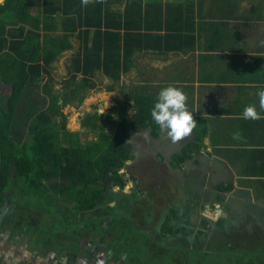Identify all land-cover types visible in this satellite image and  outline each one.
I'll list each match as a JSON object with an SVG mask.
<instances>
[{"label": "trees", "instance_id": "obj_1", "mask_svg": "<svg viewBox=\"0 0 264 264\" xmlns=\"http://www.w3.org/2000/svg\"><path fill=\"white\" fill-rule=\"evenodd\" d=\"M142 5L143 0H104L87 7L82 6L81 0H4L0 5V86L6 85L4 96L0 93V185L4 186V192L8 188H20L29 200L38 199L35 203L44 212L57 213V216L63 212H56L50 200L62 197L68 206L66 221H73L78 215L87 216L103 206L113 188H120L118 195H124L127 181L120 171L136 159L127 143L129 133L150 129L157 138L161 131L151 118L154 99L132 92L124 100H116L108 114L86 113L81 126L95 135L96 140L84 144L79 133L68 129V115L62 110L71 105L80 106L88 93L102 90V81L96 80L98 76L112 81L104 89L114 92L122 76L129 72L138 51L150 47L154 51L170 50L173 4L168 1L157 18L147 9L143 10ZM162 28L169 33L165 37L160 35ZM73 38L79 41L77 48ZM155 40L162 42L153 48L150 42ZM65 52H70L69 76L61 82L62 91L55 92L51 69L53 62ZM190 148L189 145L174 155L171 164L177 168L182 166L191 158ZM52 180L56 181L49 184L51 193L44 192V182ZM141 185L138 181L137 186ZM187 187H183L184 194L175 192L174 196H185ZM231 188L232 185L220 186L223 192ZM13 197L15 200L16 195ZM130 198H124L125 214L113 217L126 230L123 232L121 228L118 239L114 236L118 244L123 240L121 234L135 230L134 218L129 215L133 211L128 206ZM179 200L173 201L179 210L190 207ZM170 221L173 218L166 217L162 227L164 235L179 232H173ZM85 222H69L70 228L78 229ZM225 228L222 219L211 228L208 239L212 245L208 246L209 253L204 259H195L202 253L192 249L183 256L182 262L189 261L188 256L192 255L188 264H240L236 260L240 255V261L247 264H264V255L252 253L250 245L246 244L243 250L238 243L229 242ZM221 246L225 249L219 250ZM224 254L233 262L224 260Z\"/></svg>", "mask_w": 264, "mask_h": 264}, {"label": "crops", "instance_id": "obj_2", "mask_svg": "<svg viewBox=\"0 0 264 264\" xmlns=\"http://www.w3.org/2000/svg\"><path fill=\"white\" fill-rule=\"evenodd\" d=\"M168 1L173 4L170 50L150 47L135 53L116 90L123 86L124 99L137 92L156 103L162 88H181L198 127L186 141L175 143V155L192 146L190 155L199 159L198 165L203 167L199 171L205 176L232 174L240 188L264 201V119L242 117L246 106L258 107L257 92L264 89V0H143L142 8L157 18ZM168 34L164 29L160 32L164 37ZM160 42L150 43L154 48ZM101 81L106 83L104 88L112 83L107 78ZM4 86H0L2 94ZM116 90L108 94L115 95ZM237 131L242 140L232 138ZM143 132H130L129 136ZM149 132L153 140L166 135L160 131L154 138ZM203 159L204 166L200 164ZM229 185L230 191L237 189L236 183ZM3 187L0 185V264H113L112 256L90 239L92 235L88 240L83 230L66 233L59 228L56 235L43 236L48 244L36 245L33 227L37 220L32 216L39 205H29L28 214L18 217L20 201L13 197L18 188L4 192ZM22 200L33 203L29 198Z\"/></svg>", "mask_w": 264, "mask_h": 264}, {"label": "rangeland", "instance_id": "obj_3", "mask_svg": "<svg viewBox=\"0 0 264 264\" xmlns=\"http://www.w3.org/2000/svg\"><path fill=\"white\" fill-rule=\"evenodd\" d=\"M72 42L74 47L79 46V41L75 38ZM40 43L42 44V39ZM69 53L65 52L64 55L53 62L51 76L55 82V92L62 91L61 82L69 76L67 71ZM45 77L47 80L48 77ZM101 78L98 76L96 80L101 82ZM45 79H43V83L46 81ZM101 84L102 91L88 93L83 104L80 106H67L62 110L65 115H68V129L79 133L82 144L89 140H96L95 135L85 131L81 126V120L85 114L88 112L108 114L110 108L116 104V100L124 99L123 90L119 86L116 94L110 95L104 89L106 83L102 82ZM19 112L24 114L23 109H20ZM129 142L132 144L131 149L136 159L128 162L120 171L127 181L123 191L124 195H118L120 188H113L106 195L103 206L96 208L87 216L78 215L75 219L81 224L85 220L91 219L89 222L77 227V230H83L86 237L88 236V240L89 235H92L90 239L97 241L95 243H99L101 250L104 252L102 249L104 248L112 256L113 259L110 260V263L188 264L190 262L189 257L192 255L188 256L189 261L182 262V259L192 249L199 250L202 253L198 256L199 258L195 259H204L209 253L208 246L212 245L208 239L211 237L210 230L211 228L214 229V224L219 219L225 222V227H227L225 229L229 233V242L238 243L237 245L240 248L243 247V250L250 245L252 253L264 255V201L256 197L253 192L240 188V181L234 175L226 173L212 175L211 177L205 176L202 171H199V168L200 170L203 169L198 165L199 159L195 160L192 157L178 168L173 166L175 164L172 165L171 161L175 155V143L167 135H165V138L160 137L153 140L149 130H147L142 134L130 135L127 139L128 144ZM205 160L201 161L202 166H204ZM55 181H45L43 191L50 194L49 184ZM138 181L142 182L141 186H137ZM230 183H236L237 185L234 192H223L219 189V185H229ZM185 186H188L185 189L187 193L185 196H174L175 192V194L178 192L184 194L183 187ZM173 188L174 190L171 192ZM221 193L223 194L222 202L217 201V199H220ZM25 194L20 188L16 190L15 200L20 201L16 211L18 217H23L24 212L28 210L26 207L29 205L35 207V202L38 203L36 198L31 199L29 202H33L31 204L24 202L23 197L28 198ZM125 197H132L130 198L132 201L128 206L133 207V211L129 215L134 218L133 229L135 230H129L126 235L121 234L123 240L118 244L116 238L118 239L120 230L123 229V232L126 230L123 224L114 220V218L118 213L125 214L123 212ZM38 198L41 197L38 196ZM175 198L180 199L179 201H183L185 204H190V207L182 211L179 210L173 203ZM63 200L62 197L50 200L56 212H63V215H58L59 217L57 213L48 214L44 212L40 205V209L33 211L34 215L32 217L37 220V224L33 227V231L37 234L36 245L48 244L46 240H43V236L46 234L56 235L59 228L66 233L71 230L72 223L69 222L75 220L69 219V221H66L65 216H68L66 207L68 206ZM30 211L29 213H31ZM174 213L177 215L176 217H174ZM241 213L244 215H240ZM168 216L173 218V221L169 223L173 232L178 230L179 232L164 235L162 227ZM50 218L53 221H50ZM56 219H58V223L62 222L58 224L55 222ZM180 229L184 230L180 232ZM227 244L228 242H226ZM222 249H225V246H221L219 250ZM227 257L228 254L222 255V258L227 259L226 261L229 262L230 260ZM236 260L240 264H247L246 261H240V255L236 256Z\"/></svg>", "mask_w": 264, "mask_h": 264}, {"label": "clouds", "instance_id": "obj_4", "mask_svg": "<svg viewBox=\"0 0 264 264\" xmlns=\"http://www.w3.org/2000/svg\"><path fill=\"white\" fill-rule=\"evenodd\" d=\"M97 2L103 3L104 0H81L83 7ZM3 4L4 0H0V5ZM257 96L258 107L255 104L246 106L242 113L243 119L250 121L264 119L262 115L264 113V89L259 90ZM151 118L173 143L190 138L198 127L193 113L187 108V94L181 88L172 85L159 91L157 102L151 110ZM232 138L242 140L243 136L237 131L233 133Z\"/></svg>", "mask_w": 264, "mask_h": 264}, {"label": "bare ground", "instance_id": "obj_5", "mask_svg": "<svg viewBox=\"0 0 264 264\" xmlns=\"http://www.w3.org/2000/svg\"><path fill=\"white\" fill-rule=\"evenodd\" d=\"M41 5V4H40ZM52 6V5H51ZM57 8V7H56ZM63 12V11H62ZM55 21V20H54ZM63 21V20H62ZM80 25V24H79ZM86 29V28H85ZM102 30V29H101ZM104 33V32H103ZM46 46V45H45ZM63 93V92H62ZM67 95V94H66ZM62 96V95H61ZM46 99V98H45ZM57 103V102H56ZM42 105V104H41ZM108 113V112H107ZM60 181V180H59ZM242 187V186H241ZM67 201V200H66ZM25 205V204H24ZM125 208V207H124ZM231 216V215H230ZM116 245V244H115ZM121 253V252H120ZM94 260V259H93Z\"/></svg>", "mask_w": 264, "mask_h": 264}, {"label": "flooded vegetation", "instance_id": "obj_6", "mask_svg": "<svg viewBox=\"0 0 264 264\" xmlns=\"http://www.w3.org/2000/svg\"><path fill=\"white\" fill-rule=\"evenodd\" d=\"M137 135V134H136ZM149 159V158H148ZM165 169V168H164Z\"/></svg>", "mask_w": 264, "mask_h": 264}]
</instances>
